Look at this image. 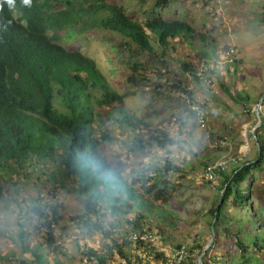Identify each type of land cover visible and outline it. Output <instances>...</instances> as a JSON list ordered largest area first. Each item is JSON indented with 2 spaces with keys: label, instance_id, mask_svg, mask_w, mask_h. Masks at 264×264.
Instances as JSON below:
<instances>
[{
  "label": "trees",
  "instance_id": "1",
  "mask_svg": "<svg viewBox=\"0 0 264 264\" xmlns=\"http://www.w3.org/2000/svg\"><path fill=\"white\" fill-rule=\"evenodd\" d=\"M158 1L143 18H137L123 4L109 0H32L31 6H25L23 0H14L12 5L0 0V199L5 195L4 186L10 183L11 189H6L9 200L18 208V219H24L18 220L19 232L14 240L21 251L30 253L35 264H49L48 256L62 247L54 232L62 219L55 190L37 192L25 207L17 198L20 181L26 178L24 172L37 171L44 175L45 182L75 193L81 201L83 210L71 217L75 225L109 238L106 250L79 246L87 264H108L114 253L124 264H149V258L163 257L149 240L132 241L129 236L148 233L149 218L164 216L165 209L157 202L164 204L172 197L177 185L169 176L179 168L166 158L160 165L151 162L124 176L100 149L112 137L96 128V108L117 103L114 122L131 128L134 145L141 148L145 130L152 132L149 139L160 148L179 141L162 128L151 129L144 117L127 110L123 105L125 94L113 88L97 62L61 42L68 28L79 34L102 29L118 34L119 46L133 45L158 59L176 48V39L188 45L197 40L204 46H214L212 41L207 44L211 36L197 31L189 22L163 17L156 8L160 6ZM156 47L161 54L157 55ZM213 48L211 53L218 57ZM198 55V64L180 59L178 69L202 84L200 75L205 76L203 67L211 55L204 48ZM136 65L131 63L129 67ZM172 85L180 101L182 92L194 97V91H186L181 80H174ZM237 98L246 99L240 94ZM182 108V112H190L186 106ZM263 126L262 120L254 132L255 157L237 163L230 171H219L220 196L206 214L211 216L208 222L213 226L215 243L218 234L221 239H230L231 245L224 247L221 255L206 257V250L202 264H216L224 257L228 262L223 264H264V217L252 200L256 173L264 171ZM37 176L40 178V174ZM244 207L249 208L247 214L236 213ZM201 248L198 241L190 246L195 250L191 261ZM18 264L27 262L20 260Z\"/></svg>",
  "mask_w": 264,
  "mask_h": 264
},
{
  "label": "rangeland",
  "instance_id": "2",
  "mask_svg": "<svg viewBox=\"0 0 264 264\" xmlns=\"http://www.w3.org/2000/svg\"><path fill=\"white\" fill-rule=\"evenodd\" d=\"M109 1L121 3L128 11L134 12L137 18H143L147 10L158 0ZM159 1L160 6L156 8L163 17L189 22L197 31L211 36L207 44L214 42V48L204 46L197 40H193L192 44L188 45L176 39L174 43L176 48H170L166 57L158 59L133 45L119 46L117 44L119 35L102 29L79 34L76 29L68 28L64 31L65 38L61 42L67 47L71 45L75 49H80L97 62L113 88L125 94L123 105L127 110L144 117L151 129L162 128L179 141L177 145L160 148L154 140L149 139L152 132L145 130L144 139L141 141L143 148L134 145L133 130L113 120L116 116L113 108L117 105L113 102L109 106L96 108L95 115L96 128L105 130L112 137L100 147L111 163L118 166L127 177L132 169L141 170L151 162L160 165L166 158H170L176 163L175 166L180 168L171 173L170 177L177 181L181 176L185 179L188 175L194 176L198 173L202 182L197 186L201 189L202 184L206 182L203 175L206 164L223 155L235 157L245 153L243 162L256 155L257 147L252 129L257 123L255 107L260 100L264 111V0ZM112 44L116 45V50L113 49ZM202 48L210 53L211 59H216L217 65L214 68H204V78L211 81L198 84L190 76L179 71L178 60L189 59L194 64H198L200 62L198 54ZM212 48L217 53L220 49L234 48L237 51L238 48L242 57L239 56L238 51L234 57L223 58L219 53L217 57L211 53ZM155 50L157 55L161 54L159 47ZM131 63L137 64L136 67L130 68ZM176 79L181 80L182 85H190L195 92L199 91L203 94L202 106L208 116L207 131L197 126L190 112L181 111L184 105L180 103L182 101L172 85ZM225 88L232 92L233 97ZM238 94L246 99L238 100ZM219 138L225 139L226 144L214 147L213 141ZM186 147L187 152H183ZM185 153L190 154L189 159L184 156ZM236 164L230 162L226 170L230 171ZM24 174H26L25 181L23 182L24 179L20 181L21 187L17 194L22 207L35 198L37 192L44 194L52 189L55 190L57 200L61 203L62 219L54 232L62 247L60 251L48 256L49 264H87L81 258L79 246L104 250L108 248L106 244L110 243L109 238H105L99 231H89L87 227L72 222L71 217L83 210V204L75 193L64 192L59 187L45 182L41 171L34 174L24 172ZM37 174H40V178ZM180 182L182 185L174 190L176 195H173L168 202L177 206L171 207L157 202L164 205L165 212L160 218L155 216L149 218V242L156 246L158 252L164 254L166 250L175 248L181 243H190L191 239L194 240L193 243L199 242L201 238L197 236L207 233L201 250L213 238L206 249L208 250L206 257H211L215 253L221 255L225 251L224 247L231 245L230 239H221L217 234V243H215L212 225L209 223L211 216L202 213L203 210L201 213L197 211L198 207L204 209L213 192H215V200H213L215 203L219 199L220 188L213 191L210 185L203 187L205 191H197V188L193 187L192 180ZM174 184L178 185V183ZM219 186L220 183L217 187ZM7 188L11 189L10 183L4 186L5 195L0 199V264H18L20 260H25L27 264H35L30 253L21 251L14 240L19 232L18 220L23 222L24 219H18V208L9 200ZM252 190L254 205L258 213L264 217V171L256 173ZM192 194L195 197V205L198 206L194 212L188 213L186 210L192 205L190 202L193 203ZM182 200L185 206L180 210L178 206ZM248 209L244 207L236 213L247 214ZM201 250L196 253L194 261L189 259L186 264H196ZM2 257L4 258L1 259ZM152 258H149V264H159L161 261V258ZM220 260L221 262L216 264L228 262L225 257ZM108 264L124 263L114 253Z\"/></svg>",
  "mask_w": 264,
  "mask_h": 264
},
{
  "label": "built area",
  "instance_id": "3",
  "mask_svg": "<svg viewBox=\"0 0 264 264\" xmlns=\"http://www.w3.org/2000/svg\"><path fill=\"white\" fill-rule=\"evenodd\" d=\"M220 57H234L237 54V51L234 48L229 49H220L218 52ZM200 75V73H199ZM204 82L211 81L210 79L204 78L205 76L200 75ZM186 91H194L190 85L185 86ZM181 100L183 101L184 106L190 110L192 115L194 116V120L197 123V126L202 130H208V116L206 110L202 106V99L199 97H189L186 92L181 93ZM256 115L258 114L262 120L264 121V111L261 100L258 102L257 107H255ZM261 127V125L259 126ZM258 127V128H259ZM254 127L252 129V133L254 135ZM260 133L264 136V126L260 129ZM226 139V137H225ZM225 139H215L213 141V146H222L226 144ZM245 153H241L235 157H229L226 155L221 156L217 160L210 162L204 166V178L207 181H210L213 186L219 185V171L225 170L230 162L235 163H243V155ZM150 235L148 233L135 232L130 234L129 239L132 241L142 240L148 241ZM194 240L191 239L190 243H181L177 245L175 248H171L167 253H164V256L161 258L159 264H186L187 261L195 254V250H191L190 246L193 244ZM196 264H199L198 262Z\"/></svg>",
  "mask_w": 264,
  "mask_h": 264
},
{
  "label": "crops",
  "instance_id": "4",
  "mask_svg": "<svg viewBox=\"0 0 264 264\" xmlns=\"http://www.w3.org/2000/svg\"><path fill=\"white\" fill-rule=\"evenodd\" d=\"M237 51H238V53H239V56L240 57H242L241 56V53L239 52V50H238V48H237ZM212 58V57H211ZM210 58V60L208 61V63H207V65H204V67H203V69L204 68H206V67H210V68H214V67H216V59H211ZM217 58V57H216ZM201 92H195L194 91V93H193V95L195 96V97H199V98H202V96H203V94L201 93ZM187 147L185 148V149H183V152H187ZM194 154V153H193ZM195 155V154H194ZM184 156H186L188 159H189V157H190V154L189 153H185L184 154ZM197 156H198V154H197ZM107 157V156H106ZM108 158V157H107ZM170 159V158H169ZM108 160L110 161V159L108 158ZM170 161L175 165L176 163L172 160V159H170ZM111 162V161H110ZM178 170H180V168L178 169ZM199 172V171H198ZM171 173H174V172H171ZM171 173H170V175H171ZM202 175V174H201ZM203 175H204V170H203ZM170 177V176H169ZM170 179H171V181L173 182V183H178V185H177V188L178 187H180L182 184H181V180H186V181H190V180H192L193 181V187H195V188H197L196 190L198 191V190H200V191H205L206 189L205 188H203V187H205V186H210L211 185V188H213V191H215L216 189H217V186H213V184H209V183H207V180H206V182L205 183H203L202 184V186H201V189H200V187L199 186H197V184H200L201 182H202V180H200V175L197 173L196 175H194V176H186L185 177V179L184 178H182V176L181 177H179V180H173L171 177H170ZM220 179H221V177L219 176V183H220ZM195 184H196V186H195ZM185 188V186L183 187V189ZM199 193V192H198ZM173 195H174V193H173ZM173 195H172V197L169 199V201L168 202H170V200L173 198ZM176 195V194H175ZM174 195V196H175ZM198 195V194H197ZM200 195V194H199ZM215 192H213V193H211V195H210V198H209V201H207L206 202V204H205V207H204V209H199V207H198V209H197V211L198 212H200L201 213V210H203V212L202 213H206L207 212V210H208V208L211 206V204H213L214 202H213V200H215ZM191 196V195H190ZM191 199L193 200L192 202L194 203H191L190 202V204H192V205H190V208L189 209H187L186 210V212H188V213H191V212H194L195 211V209L197 208V204L195 205V197H193V194H192V196H191ZM168 202L167 203H164V204H167V205H169V206H171V207H175V206H177V205H173V203H171V204H168ZM183 206H185L184 205V201L182 200L180 203H179V209L181 210V207H183ZM187 206V205H186ZM163 207H164V205H163ZM202 216V215H201ZM203 217V216H202ZM197 238H201V240H199V242L198 243H202V242H204V239H206L207 238V233H204L203 235H201V236H197ZM170 249H168V250H166L165 251V253H167L168 251H169ZM164 253V252H163ZM163 256H164V254H163Z\"/></svg>",
  "mask_w": 264,
  "mask_h": 264
},
{
  "label": "water",
  "instance_id": "5",
  "mask_svg": "<svg viewBox=\"0 0 264 264\" xmlns=\"http://www.w3.org/2000/svg\"><path fill=\"white\" fill-rule=\"evenodd\" d=\"M257 118H258L257 119V123H256V125L254 127L253 132L261 125V118H260V116L258 114H257ZM211 228H212V233H214L213 232V226ZM212 241H213V238L210 239V241L208 242V244L201 250L200 254L198 255L197 260H198V263L199 264H202L203 263L202 257L204 255V253L206 252V249L210 246V244H211Z\"/></svg>",
  "mask_w": 264,
  "mask_h": 264
},
{
  "label": "clouds",
  "instance_id": "6",
  "mask_svg": "<svg viewBox=\"0 0 264 264\" xmlns=\"http://www.w3.org/2000/svg\"><path fill=\"white\" fill-rule=\"evenodd\" d=\"M7 2L9 3V5H12L14 3V0H7ZM31 2H32V0H23V4L25 6H31ZM2 7H3V5H2V3H0V10H2Z\"/></svg>",
  "mask_w": 264,
  "mask_h": 264
}]
</instances>
